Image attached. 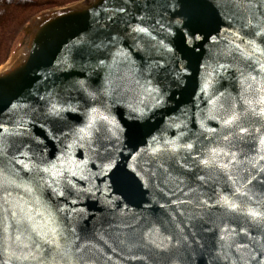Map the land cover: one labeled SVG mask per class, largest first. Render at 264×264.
Listing matches in <instances>:
<instances>
[{
	"label": "water",
	"instance_id": "water-1",
	"mask_svg": "<svg viewBox=\"0 0 264 264\" xmlns=\"http://www.w3.org/2000/svg\"><path fill=\"white\" fill-rule=\"evenodd\" d=\"M262 22L264 0H77L32 18L0 67V264H230L224 228L259 261ZM212 149L236 162L205 166ZM49 215L59 247L32 232ZM21 233L40 245L28 259Z\"/></svg>",
	"mask_w": 264,
	"mask_h": 264
},
{
	"label": "snow or ice",
	"instance_id": "snow-or-ice-1",
	"mask_svg": "<svg viewBox=\"0 0 264 264\" xmlns=\"http://www.w3.org/2000/svg\"><path fill=\"white\" fill-rule=\"evenodd\" d=\"M230 2L237 7H239L241 4H251L254 2V0H230ZM260 27L264 29V22L260 24ZM140 31H144V29H140ZM239 47V45H237ZM257 51V49L253 48L252 53ZM242 54H245L247 56H251L252 53H245L244 50H241ZM261 68L264 69V64H261ZM253 80H255V77H253ZM251 87V85H249ZM257 91H264V84H261V87L257 89ZM259 108L256 106H250L248 111L255 115H259L264 117V97H261L258 101ZM240 118V114L236 112L235 110L232 111V113L224 120L225 126H231L234 123H236ZM241 134L248 131L245 128L240 129ZM225 139H228L226 136ZM188 148H191L192 145H187ZM0 152H2V149H0ZM259 152L264 153V138H262L259 141ZM221 155V152L217 149H212L211 154L208 158L203 159L201 162L211 168L214 165H218L224 169H229L233 163L236 162L235 154H232V159L228 163H224L223 161H220L218 158ZM224 155H227V153H224ZM259 160H264V154H260L258 157ZM256 163L258 161L253 163V166H256ZM27 167V165H25ZM261 171H264V167H261ZM45 171H49L48 169H45ZM203 179V177H201ZM250 182V181H249ZM246 185H240L237 186L235 191L238 195H249V191H245ZM219 202V201H218ZM223 206L229 208L230 210L235 211V209L239 206L237 203L232 202L231 200L225 199L223 201ZM20 211L23 212V207L21 206ZM24 215L28 218L29 221L34 220V217H31L28 213H24ZM246 215L251 218V222L258 228V229H264V212H261L259 210H249ZM11 217L13 220L16 221L17 224L23 223V220L18 218L17 212L12 211ZM3 227V221L0 219V228ZM32 232L35 233L37 237L44 243L52 244L54 241L57 243V246L59 247V237L63 235L59 225L56 223L55 218L51 215H49L43 222H37L32 224ZM236 230L232 229L229 231L227 228H224L219 236V241L222 243L220 244V253L222 255V258L226 261H230V264H251L252 261H257V257L253 252L244 253L241 251L243 247H248L247 245H242L239 242L235 240L236 236ZM24 233H21L20 235L16 236V241L18 242V246H20L22 249H28V254L23 255V259H28L29 257L33 256L34 253L32 251V246L35 245L36 251H40V245L36 244L35 241L32 239V235L28 234L25 237V240H22L21 237L24 236ZM253 243L255 242V239L253 238ZM72 240H67V247L64 250V254H70L72 252ZM259 247L261 249H264V244H260ZM236 249V253H238L237 256H234L232 253V249ZM16 259H20V257H16ZM77 264H81L80 261H77ZM84 264H87L85 261ZM257 264H264V253L261 255V259L257 261Z\"/></svg>",
	"mask_w": 264,
	"mask_h": 264
},
{
	"label": "trees",
	"instance_id": "trees-1",
	"mask_svg": "<svg viewBox=\"0 0 264 264\" xmlns=\"http://www.w3.org/2000/svg\"><path fill=\"white\" fill-rule=\"evenodd\" d=\"M77 0H0V66L11 56L23 28L41 12Z\"/></svg>",
	"mask_w": 264,
	"mask_h": 264
},
{
	"label": "rangeland",
	"instance_id": "rangeland-1",
	"mask_svg": "<svg viewBox=\"0 0 264 264\" xmlns=\"http://www.w3.org/2000/svg\"><path fill=\"white\" fill-rule=\"evenodd\" d=\"M18 42H19V41H18ZM17 45H18V44H17ZM17 45H16V46H17ZM16 46H15V48H16ZM15 48H14V49H15ZM14 49H13V50H14ZM0 67H1V66H0Z\"/></svg>",
	"mask_w": 264,
	"mask_h": 264
}]
</instances>
